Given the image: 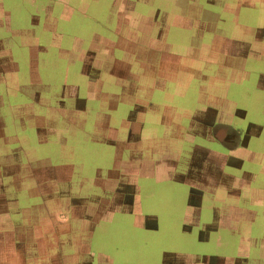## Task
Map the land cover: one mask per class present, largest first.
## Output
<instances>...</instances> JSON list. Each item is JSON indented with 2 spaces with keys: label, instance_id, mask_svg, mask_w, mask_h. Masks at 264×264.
Instances as JSON below:
<instances>
[{
  "label": "crops",
  "instance_id": "1",
  "mask_svg": "<svg viewBox=\"0 0 264 264\" xmlns=\"http://www.w3.org/2000/svg\"><path fill=\"white\" fill-rule=\"evenodd\" d=\"M49 1L45 8L27 14L30 23H24L23 29L19 19H14L17 27L8 26L5 35L0 33V84L5 91L12 89L16 97L21 69L28 79L22 86L30 87L19 92L36 102L33 112L19 105L12 111L9 135L18 140L20 150L23 135L28 139L33 133L37 146L51 148L43 161L38 154L33 161L46 165L34 176L47 192L39 195L29 189L24 195L19 191L23 197L11 220L0 214V264H264V0H158L154 6L151 0H100V16L95 17L79 3ZM108 6L115 10V24ZM73 15L92 20L95 28L64 31L58 22L69 21ZM157 18L160 29L155 36L164 43L159 49L141 45L137 37L128 40L127 46L119 43L122 36L136 35L152 41ZM8 21L10 25L11 18ZM127 21L130 24L124 25ZM121 26L128 27L125 33ZM6 35L17 39L13 49L2 43ZM28 35L33 45L19 43ZM42 35L49 37L48 45L58 56L66 54L70 59L74 52L78 63L68 61L62 69H54L53 80L39 79L34 84L31 80L38 72L49 71V65L40 63L47 45ZM30 45L40 57L37 61L29 58L21 68L13 52L31 50ZM129 54L133 58L146 55L148 62L131 63ZM8 60L11 64L6 65ZM132 67L139 72L136 76ZM152 67H157L160 86L170 81L172 73L174 82L179 73L186 75L182 85L191 87L192 93L178 95L194 101L195 107L180 112L166 105L163 112L152 108ZM13 74L14 88L7 82ZM77 74L82 76L78 80ZM40 84L45 85L46 99L59 96L57 102L64 100L63 110L54 108L51 100H40ZM51 84L62 92L48 95ZM2 127L0 121V148L6 145ZM242 132L244 143L240 144ZM235 136L236 143L227 144ZM152 138H160L171 149L182 141L189 148L190 168L182 170L178 179L168 178L171 187L162 195V227L156 209L143 205L138 185L149 176L161 180L150 173L145 156ZM109 150L112 170L103 173L107 166L99 163ZM168 157L175 165L178 155ZM84 162L94 166L95 178L110 182V195H118L120 183L126 181L116 169L130 176L133 204L119 212L132 216H115L102 197L91 212L93 227L81 221L86 211L81 205L76 209L64 205L57 193L59 172ZM43 175L47 184L40 182ZM69 179L64 176L62 181ZM2 183L0 177V200L5 201L0 211L4 213L7 192ZM41 196L42 201H36ZM23 198L30 205L24 206Z\"/></svg>",
  "mask_w": 264,
  "mask_h": 264
},
{
  "label": "rangeland",
  "instance_id": "2",
  "mask_svg": "<svg viewBox=\"0 0 264 264\" xmlns=\"http://www.w3.org/2000/svg\"><path fill=\"white\" fill-rule=\"evenodd\" d=\"M2 3L0 4V33L2 35L6 34V29L9 26L10 28H16L17 26H15L14 22H12V20L14 19H19V23H20V28L23 29L24 28V23H30L29 19L30 18L27 14H30L32 9V13L36 12L37 9H41V8H45V6L47 5L46 3L50 2L49 0H1ZM153 1V6L156 4L155 2H158V0H151ZM72 4H76L81 5V7H83L84 5V9L86 7L87 11H90L93 13V16H100V13L98 12V10L100 9L101 5H100V0H70L69 1ZM82 3V4H81ZM104 6V5H102ZM151 5L147 6L148 10L151 9ZM108 8L110 9V6H108ZM139 10H142L143 7L142 6H138ZM112 10V9H110ZM113 17H115V10L113 9ZM59 11L57 10L56 13H58ZM7 13H9L7 15ZM43 12H41L40 17H42ZM10 15V16H9ZM9 18V19H8ZM11 18V22L10 25H8V20H10ZM84 17L81 16H77V15H73L71 17V19L69 21H60L58 22L60 26L64 27V31H67L68 29L70 31H80V32H84L86 31V27L92 25L93 28H95L94 26V22L91 20H89L88 18L83 19ZM114 19V24H115V18ZM42 23V20H40V23L37 24V26H34V30L36 31L37 29L35 28H39L40 24ZM130 22H125L124 25H129ZM57 25V24H56ZM29 27V25H28ZM121 32H124V29H128L127 26H121ZM131 27V26H130ZM160 29V25H159V21L158 18L155 22L154 25V35H157ZM12 37V36H11ZM137 37V42H139L140 40H142V44L144 43L147 45H154L156 47V49H159L160 45H163L164 43L162 42V40H160V38L158 37H154V39L150 42H148V39H146L145 41L144 38L139 37L138 35L136 36H130V38H126L122 36V39L119 40V43L122 44L123 46H127V43H129V41L132 42V40H134ZM41 39H43L45 41V43H47V45H44L45 50L41 53V60L40 63H45L46 66L49 65V71L48 68H45L43 70H41L40 72H38V77L37 74L35 75V77L31 80L33 82H35L34 84H36L39 79L42 80V82L44 81H48V79L50 78L51 80H53L54 78V74L53 71L56 67H60L62 69V66L67 64L68 61H70L72 64L75 62V64H77L78 62L76 61V56L72 54L71 58H67L66 54L58 56V53L56 52V49L50 48L48 45V40L49 37L47 35H42L40 37ZM113 39L115 41L116 37H114L113 35ZM16 38L14 39H10L9 35L3 36L2 38V43H4V46H11L13 49V46L15 45L16 42ZM129 40V41H128ZM173 41V40H172ZM22 42L25 45H29L32 44L33 41V37H31V35L28 36H24L22 38V41H19V43ZM136 42V43H137ZM88 43H86L84 46L86 47ZM144 44V45H145ZM33 45V44H32ZM134 46V44H133ZM138 46V45H137ZM136 46V48H137ZM35 47V46H34ZM33 46L30 45L31 50H25L20 53H14L16 51L13 52V54L17 55L16 57L18 58V65L21 68H25L27 66V61L30 58V61H37V56H38V51L34 48ZM169 48V46H167ZM9 48V47H8ZM31 52V53H30ZM36 54V55H35ZM35 55V56H34ZM125 56V55H123ZM136 57H134V54H129V58L131 63H138V62H148L146 55H142V54H136ZM40 57V56H38ZM120 57L121 56V52H120ZM123 58V57H122ZM101 59V58H100ZM121 59V58H120ZM6 65L11 64V62L6 61L5 62ZM78 66H80V64H78ZM75 66V67H78ZM157 67H152V69L154 71H152L151 73L153 74L155 72V75H152V78H155V83L152 84V88H153V93L151 95V107L153 108H159L160 111L163 112V110L165 109V105L167 108L171 107V108H176L177 107V111L180 112L182 109H192L193 107H195V103L194 101L188 100L187 98L182 99L178 94L181 92L184 96L189 97L190 93H192V89L191 87H187V88H183V82L186 75L179 73L178 76L176 77V81L174 82V73H172V75H170L171 79L170 81L165 84V86H160L159 83H156L157 79L159 77H157ZM72 69H76L74 67H72ZM132 74H135V76L137 75L136 73V69H134L132 67ZM20 74H17V81H18V94L15 97V92L10 89L9 87V91H5L4 90V85L0 84V121L2 122V128H4L5 130L3 131L4 133H6V137H5V141H6V145H3L2 148H0V177L3 178V185H2V189L5 190V192H7L6 194V204H7V211L4 213H1V215H8V219L11 220V216H14L13 211H15V209H18V199L20 200L23 196L19 195L18 192L21 191L23 192V194L25 195V191L32 189L34 193H37L39 195L41 194H45L46 191V186H41L40 184H36V182L38 181L36 179V177L34 176L35 173L37 171H39L40 173H42L43 169L46 167V165L43 164H34L33 161L37 160L38 158L35 156V154H38V156L40 157L39 160L43 161V157L45 156V158H47V156L49 155V150L51 148H46L45 146H37V143L35 141V133H33V135L28 134L29 138L26 139V136L23 135L22 140V147L23 149H17V145L18 144V140L17 139H13L9 134L10 131L12 130V123L11 120L14 119L11 117L12 115V111L16 110L19 106L22 107V109L24 111H28V112H33V109L36 102L32 103L29 100L28 95L29 94H25V93H20V90L26 89L28 87H30L29 85H23L27 84V77L26 75H24V73H22V70L20 69L19 71ZM49 73V75H48ZM52 76V77H51ZM82 76H80V74H77L75 76V79L78 80L80 79ZM24 78H26L24 80ZM138 79V78H135ZM24 80V81H23ZM58 80V79H56ZM6 80H3V83ZM7 82L9 85L13 87V83H16V79H15V75L13 74L12 77H7ZM177 85V86H176ZM50 86L51 89L47 92V94L49 95L50 93H61L62 90L57 88V85L55 86L54 84H51ZM127 86V85H125ZM37 87V86H36ZM44 87L45 85L40 84L39 87H37V90L39 91V98L40 100H42L44 103L47 102V100H51V104H53L54 108L58 109V110H63L65 108H63V104H64V100L63 101H58L57 102V98L59 96L56 97H48L50 99H46V93H44ZM160 88L163 90L162 92H160ZM32 88L28 89L31 90ZM64 89V88H63ZM14 92V93H12ZM151 93V92H150ZM173 98V100H170V98ZM49 102V103H50ZM38 103V101H37ZM201 103H207V102H201ZM19 105V106H18ZM5 112L7 115L5 117H2L1 114ZM62 123L59 122V126H61ZM17 130V128H16ZM242 136V137H241ZM241 141H239L240 144L244 143V134L243 132L241 133ZM221 138V137H220ZM197 139V138H196ZM198 142H200V139L197 140ZM237 141V136H235L234 140H229L227 141V144H232V143H236ZM185 144H183V141L180 144H177V149L172 148L171 146H169L167 143L163 142L160 138H152L151 139V148L149 147L146 148L145 150V156L147 157V159L149 160L150 163V173H153L152 175H155L156 177H161V180H157L155 179L154 176H149V178L144 179V181L140 180L138 182V185L140 187H142L141 190V200L143 205H145L146 203L149 204L150 208H153L154 210L156 209L157 214H158V220H159V226L162 227L163 222H164V212L162 210V207H160V205L163 202L162 199V195L164 194V190L166 191L167 189H169V187H171V180H168V178H174L178 179L181 176H183V173L187 172L190 167V165L188 164V161H186V158H189V148H187L186 146V142H184ZM164 144L167 145L168 148H166V146H164ZM180 145V146H179ZM37 146V147H36ZM1 147V145H0ZM36 147V148H34ZM51 147V146H50ZM141 147V145L139 146ZM182 147V148H181ZM54 150V149H53ZM55 151V150H54ZM178 155V160L176 162V164H172L171 163V159H173L172 157H168V156H176ZM125 156V155H124ZM167 159V160H166ZM102 162H100L99 164H101L102 166H107L105 168H103L102 172L106 173V170H112V162H111V151L109 150L108 152L106 151V154L104 155L103 158H101ZM86 161V160H85ZM86 162H84L81 167V165L78 164H72V165H68L67 167V171L63 172L60 171L59 172V180L60 184L58 186V194L60 196H62L63 202L65 206H69L71 208H77L79 205H81L84 210L88 209V212L84 211L83 212V216L81 219V221L84 223H90L93 227L94 225L90 222L91 221V212L93 210V208L96 205V202H102V197L103 199V203L105 204L104 206L110 210V212L112 210H115L114 215H118L119 214V218H123L126 219V216L129 214H126L124 217L122 216L121 212H119L120 208L123 206H128L133 204L132 200V185L130 183V179H127V176L125 174H122V171L120 169H116L115 173L117 174V172L120 171V175L123 176L124 178H126L125 182H121L120 185L121 187H118L119 190L118 195H110L111 190H110V182L107 181H100L97 178L94 177L95 169L94 166L89 163L90 166H86ZM85 166V167H84ZM62 166H57L58 170H61ZM99 167V166H97ZM139 167V166H136ZM90 168V169H89ZM120 168H123L122 166H120ZM79 169V170H78ZM89 169V171H88ZM93 169V170H92ZM64 176H69L70 179L67 181H62V178ZM130 178V176H128ZM23 178V179H21ZM18 179V180H17ZM43 181L40 180V182H43V184H47L48 179L46 176L43 175ZM155 179V180H154ZM73 180V181H72ZM170 182V183H169ZM94 183L98 184L99 186H96ZM169 183V184H168ZM116 189V187H115ZM57 190V189H56ZM37 195V196H39ZM100 198V199H99ZM42 201V196L41 198L38 197V199H36V201ZM162 199V200H161ZM4 200V197H3ZM29 201H34L33 199H28ZM21 204V203H20ZM23 204L24 206L26 205H30V202L27 203L26 199L23 198ZM146 204V205H147ZM0 209L4 211L5 209V201L0 200ZM149 210V208L147 209ZM131 215V214H130ZM132 216V215H131ZM149 219V218H148ZM114 220L115 217H114ZM118 222V221H115ZM73 231L77 232V229H73ZM93 236L92 241L94 239V241H96V230H92ZM96 239V240H95ZM93 241V242H94ZM157 253L154 252L153 254H150V257L155 256ZM114 263V261H113Z\"/></svg>",
  "mask_w": 264,
  "mask_h": 264
}]
</instances>
